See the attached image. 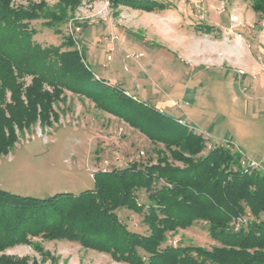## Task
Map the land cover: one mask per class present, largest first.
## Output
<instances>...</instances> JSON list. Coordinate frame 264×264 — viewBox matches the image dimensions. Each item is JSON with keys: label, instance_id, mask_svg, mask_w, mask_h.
<instances>
[{"label": "rangeland", "instance_id": "rangeland-1", "mask_svg": "<svg viewBox=\"0 0 264 264\" xmlns=\"http://www.w3.org/2000/svg\"><path fill=\"white\" fill-rule=\"evenodd\" d=\"M65 1L12 0L13 9L37 14L22 21L31 44L77 51L91 81L74 89L60 84L62 94L53 99L47 122L14 124L16 141L7 154H0L1 189L41 199L79 195L95 188L99 171L144 168L160 158L183 169L216 147L234 158L232 172L264 174V48L250 49L255 40L264 46V9L257 10V0H146L165 7L152 12L111 0H77L75 5ZM236 36L249 45L242 53L218 44ZM32 81L33 76L18 74L22 93ZM44 89L56 92L47 83ZM3 97L0 108L5 110L12 94L7 89ZM142 107L161 108V116L199 135L200 152L192 155L152 139L166 130L160 119L144 122ZM198 118L203 123H196ZM168 184L161 180L154 188ZM136 194L139 203L149 202L146 189ZM245 209L240 218L244 227L264 219L262 213L257 217ZM117 215L130 231L148 234L145 214L121 208ZM237 220L229 227L236 228ZM163 246L211 249L220 243L200 220L167 232ZM1 256L27 258L29 264H128L76 241L46 237H31L29 244Z\"/></svg>", "mask_w": 264, "mask_h": 264}, {"label": "trees", "instance_id": "trees-1", "mask_svg": "<svg viewBox=\"0 0 264 264\" xmlns=\"http://www.w3.org/2000/svg\"><path fill=\"white\" fill-rule=\"evenodd\" d=\"M111 1L148 12L159 7L146 0ZM257 1V10L264 9V0ZM65 2L75 5L77 0ZM11 3L0 0V98L7 89L12 94L11 103L5 110L0 108V154H7L16 141L14 124L49 120L52 101L62 94L60 84L81 88L91 81V73L77 51L59 52V48L32 45L27 24L22 21L37 14L15 10ZM18 74L33 76L24 93ZM46 83L56 92L45 90ZM155 119H160L166 131L161 137L150 135L152 139H160L169 147L177 145L192 155L200 152L199 135L161 116L160 111L142 107L144 122ZM158 161L144 168L133 165L123 171H99L94 175L95 188L79 195L63 193L41 199L0 188V253L29 244L31 237H46L76 241L128 264H264V219L247 228L229 227L243 216L246 207L257 217L264 215L263 173L232 172L234 158L218 147L183 169L172 168L166 158ZM161 180L170 187L154 188ZM140 188L149 192V202L139 203L136 191ZM121 208L145 214L148 234L130 231L117 215ZM200 220L208 223L213 240L220 246H163L167 232L186 229ZM0 264L29 263L27 258L1 256Z\"/></svg>", "mask_w": 264, "mask_h": 264}, {"label": "crops", "instance_id": "crops-1", "mask_svg": "<svg viewBox=\"0 0 264 264\" xmlns=\"http://www.w3.org/2000/svg\"><path fill=\"white\" fill-rule=\"evenodd\" d=\"M232 33H233V31H231ZM240 33L242 32V31H239ZM249 32H252L253 33V35L255 36H257V35H259V31H249ZM264 32H260V34H261V36L263 37H261L263 40H264V34H263ZM226 34H228V31H226ZM255 36V37H256ZM226 40H228V39H226ZM226 40H218V44H220V43H223V44H226V45H231V47H233V48H235V49H238L241 53L242 52H244V49L245 48H247V47H249V45L248 46H244V43H243V40L241 39V38H239L238 36H236V38H234L233 40H228V41H226ZM256 42V43H255ZM255 42H254V44H252V46H251V50H253V49H256L257 48V46L258 45H260L262 48H264V46H263V43L261 42V43H259L258 41H256L255 40ZM257 50V49H256ZM174 62V61H173ZM172 65H173V63H172ZM192 66H194V65H192ZM140 84H142V80L140 81ZM142 92V91H141ZM159 109V108H158ZM163 110L160 108V112H162ZM177 119L179 120V122L180 123H184V124H187V120H184V119H182V118H178L177 117ZM201 121H202V119H200V118H198V119H196L195 120V122L196 123H201ZM202 123H203V121H202ZM211 123V122H210ZM207 127H209V126H207ZM215 144H220L219 142L217 143H215Z\"/></svg>", "mask_w": 264, "mask_h": 264}, {"label": "built area", "instance_id": "built-area-1", "mask_svg": "<svg viewBox=\"0 0 264 264\" xmlns=\"http://www.w3.org/2000/svg\"><path fill=\"white\" fill-rule=\"evenodd\" d=\"M243 73V72H242ZM252 162H254V164H257L255 161H252ZM261 168V167H260ZM263 169V168H262ZM264 170V169H263ZM241 219L239 218L238 220H237V222H236V228L238 229L240 226H241Z\"/></svg>", "mask_w": 264, "mask_h": 264}]
</instances>
